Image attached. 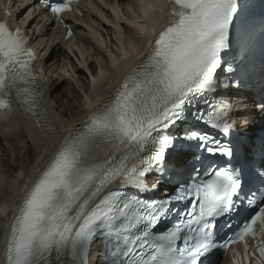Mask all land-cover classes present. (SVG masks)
<instances>
[{
	"label": "snow or ice",
	"instance_id": "snow-or-ice-1",
	"mask_svg": "<svg viewBox=\"0 0 264 264\" xmlns=\"http://www.w3.org/2000/svg\"><path fill=\"white\" fill-rule=\"evenodd\" d=\"M74 2L0 0V264H264V0L114 6L77 126L33 47Z\"/></svg>",
	"mask_w": 264,
	"mask_h": 264
},
{
	"label": "bare ground",
	"instance_id": "bare-ground-1",
	"mask_svg": "<svg viewBox=\"0 0 264 264\" xmlns=\"http://www.w3.org/2000/svg\"><path fill=\"white\" fill-rule=\"evenodd\" d=\"M112 3V0H106L105 2H103L100 5H97L94 7V12H91L89 14H87V22L86 24L89 25V23H93V26L89 27L92 30H95L96 28H102L105 30L106 33H108V37H114L117 41V43H119V38L117 35L116 31H112L111 28L107 27L105 24V21L100 19L98 17V14L101 11H105L106 13H109V7ZM117 3L119 4L120 8H121V12L123 13V16L121 17V19L124 21L125 17L128 18H132L131 16V12L129 11V7L132 4L136 3V0H117ZM107 4L108 7L105 8L104 5ZM100 15V14H99ZM104 15V14H103ZM111 18V16H109ZM119 19V20H121ZM110 21V20H108ZM123 21H119L120 27H123L125 29L124 35L125 37H130L133 36V31L128 27L127 24H125ZM112 24H115L118 22L117 19H115L114 21H112ZM96 25V26H95ZM81 34L84 36L83 37V43L85 45V49L86 50H92L93 54H89L86 57V61L85 63H82V65H85L86 63H88V65H91V68L93 71L97 72V68H96V61L98 59L103 58V63L106 64L107 63V56L106 53L104 52V47H109L108 42H101L96 38L94 39L91 35L87 34V33H83L81 32ZM94 36H98L95 32L93 33ZM126 42V41H125ZM113 42V44L110 45V48H112L113 50L118 46V44ZM65 53V49L62 50L59 46H56L54 48V50L52 51L53 54V61L55 63L52 64V76L56 77L59 76L63 79V85L62 87H60V90L58 92H53L51 94V98L49 100V104H50V111H51V115L53 120H55L56 122H60L59 117L57 116V112H59V116H64L65 111L68 110L71 114H72V126H77L79 124L80 119L83 117L84 113L79 111V107L73 104V98H77L78 96V90L76 87H74V83H73V78L72 75L69 74H61L59 69H61L63 67V65H59L60 64V60H59V56L63 55L66 57ZM55 54L58 55V58L55 57ZM87 70V67H85ZM64 69V68H62ZM85 69L83 67L78 68L77 69V74L75 73V75H77V77L80 79V85H81V81L85 84L81 86L83 87H89L90 83H85L84 82V71ZM68 71V70H67ZM77 91V92H76ZM61 93H64L63 98H61ZM53 94H55V99L53 97ZM110 94V92H106L105 93V98H107V96ZM58 95L60 97L57 96ZM62 100V101H61ZM70 101V104L68 103ZM59 102V103H58ZM58 104V107H57ZM21 162H23V165L25 167V169H31L33 164L35 163L34 160H24V161H19L17 163V167L19 166V164H22ZM2 194H0V200H2ZM1 237V236H0ZM2 250L1 247V243H0V251Z\"/></svg>",
	"mask_w": 264,
	"mask_h": 264
},
{
	"label": "rangeland",
	"instance_id": "rangeland-1",
	"mask_svg": "<svg viewBox=\"0 0 264 264\" xmlns=\"http://www.w3.org/2000/svg\"><path fill=\"white\" fill-rule=\"evenodd\" d=\"M98 67L99 66H97L96 65V68H97V70H98ZM85 77V76H84ZM89 79V80H88ZM90 80H91V78H87V76L85 77V79H84V82L85 83H90ZM80 80L79 79H75L74 81H73V83H74V87H76L77 88V90H78V95H79V90L83 87V86H81L82 85V81H81V85H80V82H79ZM83 85H85L84 83H83ZM84 88H86V87H84ZM55 96V94H53V97ZM58 95H56V97H57ZM59 97V96H58ZM54 99H55V97H54ZM59 99H60V97H59ZM62 101V100H61ZM73 104L74 105H76V106H78L79 107V104H78V102H77V98H73ZM22 164H23V162H21Z\"/></svg>",
	"mask_w": 264,
	"mask_h": 264
}]
</instances>
